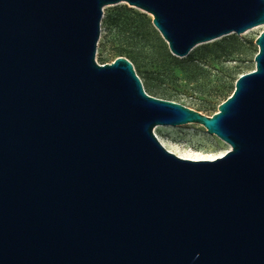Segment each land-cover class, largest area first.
I'll return each instance as SVG.
<instances>
[{"label":"water","instance_id":"95a60500","mask_svg":"<svg viewBox=\"0 0 264 264\" xmlns=\"http://www.w3.org/2000/svg\"><path fill=\"white\" fill-rule=\"evenodd\" d=\"M119 3L180 58L264 25V0H0V264H264V29L206 116L96 62ZM189 123L230 149L187 160L154 134Z\"/></svg>","mask_w":264,"mask_h":264},{"label":"rangeland","instance_id":"374dc122","mask_svg":"<svg viewBox=\"0 0 264 264\" xmlns=\"http://www.w3.org/2000/svg\"><path fill=\"white\" fill-rule=\"evenodd\" d=\"M263 29L254 27L199 44L180 58L171 54L152 24V16L126 3L108 5L103 8L95 60L103 65L124 57L132 63L148 95L212 116L230 96L238 77L255 69V40ZM206 133L195 123L174 126L168 133L157 130L161 139L195 151L227 148L206 138Z\"/></svg>","mask_w":264,"mask_h":264},{"label":"bare ground","instance_id":"6f19581e","mask_svg":"<svg viewBox=\"0 0 264 264\" xmlns=\"http://www.w3.org/2000/svg\"><path fill=\"white\" fill-rule=\"evenodd\" d=\"M138 10H140V9H138ZM140 11L147 14L148 16H151L150 14L144 12L143 10H140ZM256 28H264V25L259 26V27H255V29ZM164 42L167 44V42L165 40H164ZM172 128H173L172 126H157V127H155L154 132H155L157 139L161 143V145L167 151L173 153L174 155H176L180 158L187 159V160H214L218 157L223 156L230 149L229 145L226 144L224 141H222L221 139H219L215 135H211L208 133H206V138L213 139L218 144L226 145L227 148H225V150H222L220 152L214 150V148H205V149H200L199 151H195L192 148H190L189 146L184 148V147H180L179 145H175V144H172L170 142H167V141L161 139L157 134V130H161L162 132L164 131V132L168 133V130H172ZM193 138L194 137H192L191 139L193 140ZM199 140L202 141V139H199ZM206 152H208V153H206Z\"/></svg>","mask_w":264,"mask_h":264},{"label":"trees","instance_id":"16d2710c","mask_svg":"<svg viewBox=\"0 0 264 264\" xmlns=\"http://www.w3.org/2000/svg\"><path fill=\"white\" fill-rule=\"evenodd\" d=\"M232 92H233V90L231 91L230 95L232 94ZM224 100H226V98H225V99H223V101H224Z\"/></svg>","mask_w":264,"mask_h":264}]
</instances>
